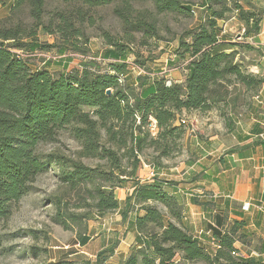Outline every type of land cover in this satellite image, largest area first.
<instances>
[{"label": "clouds", "instance_id": "9594fccd", "mask_svg": "<svg viewBox=\"0 0 264 264\" xmlns=\"http://www.w3.org/2000/svg\"><path fill=\"white\" fill-rule=\"evenodd\" d=\"M210 2L211 0H178L179 6L191 9L188 14L184 11H174L171 0H108L107 6H111L120 16L125 29L119 36L112 34L115 37L113 43L129 44L127 59L139 60L143 65L139 71L131 70L130 65L129 71L118 73V81L112 84L115 91L109 89L113 94H124L123 98L117 99L122 112L131 110L133 114L132 119L128 121L129 125L134 127L140 124L143 113L138 104L144 98V88L156 82L165 89L175 90L179 86V90L173 98L164 103L157 100L153 105V112L171 110L175 104L180 103H199L203 106L211 103L217 96L225 97L226 101H232L238 95L242 99L251 98L249 88L245 86L246 81L260 82L259 87L264 91V0H225L223 4L215 6L218 10L227 9L225 15L231 17L224 33L219 34L211 25L205 24L211 16L208 11ZM219 23L224 24L225 21L220 20ZM201 25H205L207 32L214 39L197 42V34L204 31ZM246 31L249 32L248 35L243 34ZM136 34L140 35V39L129 43L127 37ZM141 40L146 43H141ZM233 40L239 41L237 46L221 47L225 41ZM218 50L230 55L216 66L218 75L207 82V87L198 95L193 94L188 87L194 66L192 62L208 63ZM15 51L29 67L26 72H17L5 78L4 70L7 65L0 66V120H23L24 112L14 106L10 97L21 96L31 76L45 70L46 61L42 63L36 53L26 48ZM30 57L32 59H29ZM84 59L86 63L89 61L87 57ZM52 60V71H55L57 55H53ZM95 60L99 62L88 63L93 78L105 72L117 75L106 61L98 57ZM163 60L172 63L162 62ZM80 71L82 74L83 66ZM217 111L227 112L230 116L232 106L230 103L226 106L225 102H221ZM92 119L97 122L96 131L103 133V121L100 117L94 116ZM224 119L226 121L227 116ZM52 126L49 125L50 128ZM169 126L170 124L164 125ZM145 130H150V126ZM16 135L19 137L21 134ZM95 139L100 144L95 152H69L65 153V158L39 156L42 162L51 161L49 174L57 176L53 184L42 183L39 176L34 175L36 170L33 169L21 178L14 191L0 189V202H3L6 208V212L0 215V264H29L20 257L25 251L31 255L32 245L52 247V243L46 241L43 234L37 237L30 230L43 228L45 231H51L60 229L64 224L70 225L71 228L59 247L61 250L74 249L66 256L73 264H161V260L170 264L168 250H174L173 244L187 232L188 216L185 214L182 221L177 219L179 208L173 189L166 184L156 189L154 184L140 181L138 187L160 192V196L150 195L139 202L137 197L133 196L131 203L134 209L128 213V220L118 226V230L108 227L105 231V227H101L99 222L94 226V234L89 229V214H94L96 201L89 200L87 192L102 185L99 181L84 183L76 179V185L73 187V179L63 182L60 178L76 172L78 168L96 170L98 173L103 170H115V158L130 161L132 157L129 149L135 147L132 143L114 144L103 139L102 135ZM156 140L159 144L154 147L159 148L163 144V137H156ZM27 147L31 150L29 156H38L39 149L36 144L32 143ZM106 149L115 155L102 156L101 153ZM122 167L128 168L129 163H124ZM158 174L167 175L164 172ZM135 179L137 178L129 181L130 185ZM49 196L53 197V202L45 204L44 198ZM81 196L84 199H80ZM60 201L64 203L61 204ZM29 205L33 211L25 215L21 207ZM121 207L126 208L127 204L123 203ZM132 224L138 226L131 228L132 235H126L125 229H129ZM17 232L27 234L13 236V233ZM52 234L55 235L54 232ZM85 235L91 238L86 244H80L79 239ZM134 236L139 237V240H134ZM153 244L160 248V253L152 247Z\"/></svg>", "mask_w": 264, "mask_h": 264}, {"label": "trees", "instance_id": "16d2710c", "mask_svg": "<svg viewBox=\"0 0 264 264\" xmlns=\"http://www.w3.org/2000/svg\"><path fill=\"white\" fill-rule=\"evenodd\" d=\"M48 1L11 0L8 14L0 20V66L7 65L4 70L5 78L15 75L17 72H26L29 67L16 55L15 50L17 49L26 48L35 52L44 48H58V51L62 54L66 53L68 47H74L78 51L86 50L83 42H81L85 36L81 25L89 19V17H86L84 7L92 8L108 4V0H59L69 4L81 3L83 6L74 8L71 11L59 6L50 17H46ZM224 2L225 0H211L208 5L211 16L205 21V24L211 25L217 34L224 33L225 29L219 21H225L230 17L225 15L227 9L218 10L215 7ZM171 3L174 5V11L191 13V9L179 6L178 0H171ZM201 27L204 28V31L197 34L198 43L204 39H214L207 32L205 25H201ZM39 31L55 35L58 43L40 44ZM243 34L248 35L249 32L246 31ZM134 36L130 35L132 38ZM20 37L22 39H18ZM87 42V39H85L84 43ZM143 43H146V41H143ZM224 43L221 47L226 45L235 47L239 41H225ZM109 44L114 48L106 50L103 58L112 60L108 66L113 68L117 75H110L105 72L95 75L93 78V74L88 67V63L92 60L82 65V74L80 67L54 74L45 66L43 72L31 76L25 89L22 90L21 96L10 97L14 106L24 112V117L22 121L0 120V189L14 191L21 178L26 176L28 172H32L33 169L36 170L34 175L39 176L47 173L52 167L51 161L42 162L39 156L65 158V153L56 150L47 153L39 151L38 156L31 157L29 156L31 150L27 147L32 143L39 148L40 144H46V142H58V132L61 129L68 131L70 136L78 142L79 149L75 153L85 150L95 152L100 147L95 137L101 135L103 139L114 144L127 145L132 143L135 146L129 149L132 158L130 161H124L116 157L114 161L115 170H103L98 173L96 170L78 168L76 172L60 178L63 182L73 179V187L76 185V179H78V182L84 183L99 181L102 186L90 189L87 192L88 199L96 201L94 213L103 216L111 211H116L120 214L121 224H123L128 220V213L134 209V205L131 203L133 196L137 197V202L150 195L160 196V192L149 189L142 190L138 187L140 181H144L146 184L152 183L156 189L162 188L164 184L173 189L176 184L175 181L171 182L168 179L160 178L158 173L164 167L163 159L171 157L176 150H179V142L186 134L187 125L180 121L184 111L208 112L218 107L221 102H250L253 96L261 92L260 82L246 81L245 86L249 88L251 98L242 99L238 95L232 101H226L225 97L217 96L211 103L203 106L199 103H180L175 104L171 110L165 109L163 112H153V105L157 100L164 103L173 98L179 90V86L175 90L165 89L159 85V82H156L144 88V98L138 104L143 115L140 117V124L133 127L128 123L133 115L131 110L122 112L119 99H117V97L123 98L124 94L122 92L113 94L112 92L115 91L112 84L118 81V73L129 71L131 65L127 59L129 46L125 44L117 45L113 41H109ZM228 55L230 54L218 50L208 63L204 61L192 62L194 66L188 80V87L193 94L198 95L207 87V82L218 75L216 66L222 59H227ZM95 62L97 63V61ZM134 67L141 68L143 65L138 64L136 61L131 65V70ZM109 89H112L111 93H108ZM94 116H99L100 120L103 121L101 124L103 133L96 131L95 125L97 122L92 119ZM151 118L156 120L157 129L155 133L151 129ZM226 121L227 126H230L231 122L228 117ZM165 124H170V126L164 127ZM49 125H53L52 128ZM149 126L150 130L146 131L145 128ZM17 133L21 135L17 137ZM156 137H163V144L159 148L154 147V145L159 144ZM149 149H153L155 153L151 159L146 156V151ZM109 154L115 155L114 152H109L107 149L104 153H101L102 156ZM103 158L100 157V159ZM126 162L129 163V167H122ZM144 163L154 168L155 173L151 179H144L139 175ZM134 177L137 179L130 185L129 181ZM122 188L132 189V191L127 193L125 199L120 200L117 189ZM173 194L179 208L177 219L182 221L185 215L184 203L174 191ZM81 199H84V197ZM208 199L206 202H202L198 198L193 201L211 210L214 208L212 198ZM60 203L63 204L64 202L60 201ZM123 203L127 204L126 208L121 207ZM5 212L6 208L3 202H0V215ZM214 220L216 221V218ZM53 221L56 222L55 219ZM137 226L132 224L129 229H125V233L132 232L131 228ZM62 227L67 230L71 228L68 224H64ZM187 229V232L173 244L172 248L174 250H168L170 252L168 256L170 264H179L184 261L197 262L199 260L206 264H258L252 257L237 258L234 256L233 253L238 249L234 247L235 237L232 233H222L215 230L213 239L219 244V247L212 253L202 245L199 237H195L190 232L188 226ZM88 239H90L89 236L85 235L79 239V243L86 244ZM134 239L139 240V237L134 236ZM140 242L144 243V241ZM152 247L155 248L157 253H160L159 247L155 244ZM39 264H73V262L66 259V257H62L59 261L41 262ZM161 264H165V261L161 260Z\"/></svg>", "mask_w": 264, "mask_h": 264}, {"label": "crops", "instance_id": "0c3cea01", "mask_svg": "<svg viewBox=\"0 0 264 264\" xmlns=\"http://www.w3.org/2000/svg\"><path fill=\"white\" fill-rule=\"evenodd\" d=\"M260 98L261 101L253 96L250 102L230 103V116L227 112L217 111L219 106L208 112H183L182 116L195 119L201 137L196 136L194 140L191 133L195 132H186L195 145L189 146V157L181 166L182 172L175 167L178 171L174 174L176 184L173 191L184 203L190 232L199 237L208 251L214 253L216 249L213 242L215 230L229 232L235 237L234 247L242 255L264 264V210L259 207L264 206L262 90ZM226 116L230 126L224 119ZM152 170L144 163L139 175L144 178L146 173L148 177L145 179H151ZM122 190L126 193L132 191L122 188L117 189V194ZM206 195H213L214 208L211 210L193 201L198 198L206 202L209 200ZM246 202L252 203L249 209L243 205ZM126 235H132V232Z\"/></svg>", "mask_w": 264, "mask_h": 264}, {"label": "rangeland", "instance_id": "374dc122", "mask_svg": "<svg viewBox=\"0 0 264 264\" xmlns=\"http://www.w3.org/2000/svg\"><path fill=\"white\" fill-rule=\"evenodd\" d=\"M11 0H0V20L4 18L9 11ZM108 4H103L102 6H95V7H84V11L86 12V17H89L86 22H84L81 25L82 31L85 33V36L82 38L84 47H86V50H76L74 47H68L66 53H60L58 51V48L54 49H39L38 56L40 58V61L43 63L46 61L45 66L49 68V70L54 74H59V72L63 71H70L74 70V68L81 67L85 62V57L89 59V61H97L95 60L96 57H98L101 60L106 61L107 64H109L112 60L111 59H104L103 54L106 50L114 48V46H111L109 44V41H113L115 37L112 34H116V36H119L122 32H124V24L122 20L120 19V16L117 15L111 6H107ZM59 6L61 8H67V10L71 11L74 8H79L83 6L81 3L74 2L72 4L69 3H63L59 0H49L48 6H47V12L46 17H50L52 13H54ZM225 20V23L222 24L223 27H226L228 20ZM79 24V22H78ZM129 43L135 42L136 40L140 39V35L136 34L134 38L128 36ZM87 39V43H84V40ZM39 42L43 45V43L53 44L58 43L56 40L55 35H51L48 33H44L42 31H39ZM141 43H143V40H141ZM125 45H128L125 43ZM85 49V48H84ZM32 52V51H31ZM128 52V50H127ZM57 55V60L55 61L56 64V70L52 71V65L53 60L52 56ZM139 55V54H138ZM48 56H51V58L48 59ZM29 59H32L31 57ZM88 61V62H89ZM138 64L142 63L139 60L133 59L131 61H128L131 65L133 62H136ZM162 62H166L168 64H171L172 62L169 60H163ZM62 66V67H61ZM140 68L134 67V71H139ZM189 123L190 126H187V131H191V127H193V130L195 133H191L192 138L195 140L196 136L201 137V134L199 130L196 129V122L193 117L183 115ZM195 126V127H194ZM186 131V132H187ZM59 140L58 142L51 143L46 142V144H40L39 145V151L43 153H47L49 151H59L63 153H75L77 149H79V144L77 141H75L72 136L66 131L65 129H61V131L58 132ZM191 136L187 137V133L185 136L180 140L179 142V150H176L171 157H168L166 159H163L164 167H162L159 171L167 173L165 176H160V178L168 179L171 182L175 181L174 174L176 171L175 167H178L179 173L182 172L181 166H184V162L187 157H189V149L190 145H195V142L191 143ZM63 150V151H61ZM155 153L153 152V149H149L146 151V156L148 159H151V157ZM95 159V158H93ZM148 165V164H147ZM148 167H152L148 165ZM50 170L47 171V173L39 175L40 181L44 184H53L57 180V176L55 174H49ZM148 177V174L144 173V179ZM150 176V175H149ZM151 177V176H150ZM187 191V190H185ZM118 197L122 200L125 196L128 194L126 191H120L118 192ZM83 196L80 197V199ZM53 202V197L49 196L44 198L45 204H51ZM63 202V201H62ZM21 211L28 215L33 209L31 206H22ZM47 219V217L45 218ZM54 219V218H53ZM54 222V221H53ZM99 222L101 227H105V231H107L108 227H111L114 230H118V226L121 224V216L116 211H111L107 215H97L95 212L94 214L90 215V218L88 220V227L92 230L93 234L95 232V225ZM55 223V222H54ZM35 236L39 237L40 235H44V238L46 241L52 243V247H46V246H39V245H32L31 246V255H29L28 251H25L20 259H23L25 261H28L29 264H39L41 262H54L59 261L62 257L65 258L70 252L74 251L72 248H67L65 250H61L59 245L60 243L65 240L66 234L69 232V230L63 228L61 226L60 229H52L51 231H45L43 228H37L30 230ZM55 233L53 235L52 233ZM27 232H17L13 233V236H19V235H26ZM103 234V233H102ZM198 236V234H196ZM89 238H91L89 236ZM83 255V253H81ZM44 257H47V259H44ZM179 264H206L203 261L199 260L197 262H181Z\"/></svg>", "mask_w": 264, "mask_h": 264}, {"label": "built area", "instance_id": "2783aa9c", "mask_svg": "<svg viewBox=\"0 0 264 264\" xmlns=\"http://www.w3.org/2000/svg\"><path fill=\"white\" fill-rule=\"evenodd\" d=\"M38 52H39V51L36 50V51L33 52V53H36L37 55H39ZM49 58H51V56H48V59H49ZM255 98H256L257 100L261 101L260 94L255 95ZM151 119H152V118H151ZM180 121H181L182 123H184L185 125H187V126H190V125H191V124L189 123V121L187 120V118H185L184 116H181ZM151 129H152L153 133L156 132L157 127H156V120H155V119H152ZM191 131H192V132L194 131V130H193V127H191ZM152 169H153V170H152V173H151V177H152V176L154 175V173H155L153 167H152ZM206 197H207V198H212L213 195H212V196H211V195H206ZM243 205H244L245 208L249 209V208L252 206V203H251V202H246V203H244ZM259 207H260L262 210H264V206H263V205H261V206H259ZM213 242H214V246H215V248H218V247H219V244H218L217 242H215L214 239H213ZM233 254H234V256L237 257V258H243V257H246L244 254L242 255V254L240 253V250L235 251Z\"/></svg>", "mask_w": 264, "mask_h": 264}, {"label": "water", "instance_id": "95a60500", "mask_svg": "<svg viewBox=\"0 0 264 264\" xmlns=\"http://www.w3.org/2000/svg\"><path fill=\"white\" fill-rule=\"evenodd\" d=\"M108 93H111V91L109 90Z\"/></svg>", "mask_w": 264, "mask_h": 264}]
</instances>
